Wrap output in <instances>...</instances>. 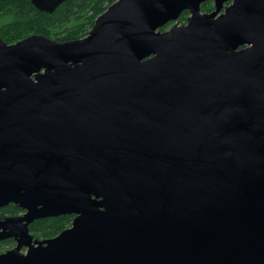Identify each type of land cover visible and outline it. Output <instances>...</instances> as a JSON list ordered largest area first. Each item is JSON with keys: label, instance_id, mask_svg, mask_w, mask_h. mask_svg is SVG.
Listing matches in <instances>:
<instances>
[{"label": "water", "instance_id": "1", "mask_svg": "<svg viewBox=\"0 0 264 264\" xmlns=\"http://www.w3.org/2000/svg\"><path fill=\"white\" fill-rule=\"evenodd\" d=\"M10 204L0 264H264V0H116L84 38L0 40Z\"/></svg>", "mask_w": 264, "mask_h": 264}, {"label": "trees", "instance_id": "2", "mask_svg": "<svg viewBox=\"0 0 264 264\" xmlns=\"http://www.w3.org/2000/svg\"><path fill=\"white\" fill-rule=\"evenodd\" d=\"M116 0H61L52 12L38 10L31 0H0V40L14 44L22 39L37 35L69 42L84 38L94 26L96 18ZM210 2L201 5L202 13L214 10ZM189 16L181 13L176 22L168 23L160 29L165 31L173 24L184 25ZM23 212L15 205L0 209V220ZM73 216H60L35 221L29 232L35 240L56 237L69 228ZM6 248H13L11 241L0 242V253ZM7 251V250H6Z\"/></svg>", "mask_w": 264, "mask_h": 264}, {"label": "rangeland", "instance_id": "3", "mask_svg": "<svg viewBox=\"0 0 264 264\" xmlns=\"http://www.w3.org/2000/svg\"><path fill=\"white\" fill-rule=\"evenodd\" d=\"M60 1L61 0H34V3L39 9L51 11Z\"/></svg>", "mask_w": 264, "mask_h": 264}, {"label": "flooded vegetation", "instance_id": "4", "mask_svg": "<svg viewBox=\"0 0 264 264\" xmlns=\"http://www.w3.org/2000/svg\"><path fill=\"white\" fill-rule=\"evenodd\" d=\"M32 1V4H34V6L38 9V10H42V9H39L36 5H35V3H34V0H31ZM61 2V1H60ZM211 4H213L212 2H210ZM229 3H227L226 5H228ZM58 5V4H57ZM56 5V6H57ZM55 6V7H56ZM213 6V5H212ZM55 7H54V9H55ZM53 9V10H54ZM107 9V8H106ZM53 10H51V11H46V10H42V11H45V12H52ZM212 12V10L209 12V13H211ZM27 38V37H26ZM25 39V38H24ZM23 40V39H22ZM7 207V206H6ZM5 208V207H4ZM21 210V209H20ZM23 211V210H22ZM24 214V211L23 212H21V213H19L18 215H15V216H7V217H18V216H22ZM68 216H73V215H68ZM60 217V216H59ZM57 218V217H56ZM73 218H74V216H73ZM48 219V218H47ZM38 221V220H37ZM35 222V221H34ZM31 225H29V227H30ZM29 227H28V230H29ZM30 233V232H29ZM31 235V234H30ZM32 236V235H31ZM33 237V236H32ZM35 240V239H34ZM4 241H11L12 243H13V247L16 245V243H15V241L13 240V239H7V240H4ZM4 241H1V242H4ZM8 249H11V248H6L4 251H6V250H8ZM25 250L26 249H22V252H25Z\"/></svg>", "mask_w": 264, "mask_h": 264}]
</instances>
